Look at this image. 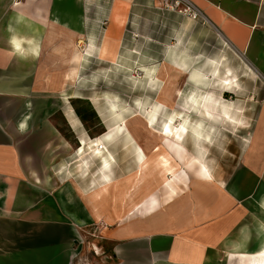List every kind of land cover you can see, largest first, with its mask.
Wrapping results in <instances>:
<instances>
[{"label": "crops", "instance_id": "crops-1", "mask_svg": "<svg viewBox=\"0 0 264 264\" xmlns=\"http://www.w3.org/2000/svg\"><path fill=\"white\" fill-rule=\"evenodd\" d=\"M190 1L201 9L205 22L187 19L186 26L176 33L210 28L241 53L264 59L259 56L264 52L260 41L264 38V0ZM147 8L151 7L140 0H0V264H71L78 257L80 244L70 246L82 237L80 220L73 219L72 223L68 218L79 216V206L68 209L57 202L83 201L86 213L90 210L95 215V200L110 198L115 186L120 190L119 183L125 178H119L121 163L113 158L103 180L109 184L100 199L95 198V192L101 178L90 176L91 163L75 166L81 175L73 177L74 162L66 159L73 151L72 144L60 134L51 116L60 114L78 147L81 138L87 141L81 122L67 106L71 97L66 99L63 94L71 96V84L87 58L106 64L118 58L120 41L116 39L123 38L132 16L138 18V13H146ZM19 12L23 14L21 22L16 19ZM55 23L57 31L49 33V25ZM90 25L92 30L88 32ZM13 29L26 40L37 33V52L14 51L10 44ZM76 29H80L76 42L90 39L95 48L89 56L85 55L88 47L78 49L84 51L77 65L78 75L66 80L60 74L70 72L71 54L68 50L64 54L54 51L53 47L66 45ZM108 30L110 34L106 35ZM104 38L112 45L99 55L94 41ZM64 172L69 177L61 182ZM157 178L154 174L147 185L139 187L134 185L135 174L128 177L134 187L127 195H146ZM193 183L197 185L191 194L183 191L168 203L164 217H152L150 230L144 220L121 225L115 231L101 227L100 243L92 246L104 249L105 264H237L226 259L224 252L234 251L243 239L244 245L236 250H256L260 244L256 227L264 224V204L260 202L264 192L248 199L241 194V187L226 188L214 176L211 182L191 179L188 192ZM66 184L68 191L63 187ZM47 202L54 204L48 206Z\"/></svg>", "mask_w": 264, "mask_h": 264}, {"label": "rangeland", "instance_id": "rangeland-1", "mask_svg": "<svg viewBox=\"0 0 264 264\" xmlns=\"http://www.w3.org/2000/svg\"><path fill=\"white\" fill-rule=\"evenodd\" d=\"M140 1L151 8H147L146 13H138L141 15L138 18L132 16L123 38L116 39L120 41L117 51L118 58L112 64L87 58L83 70L79 72V77L71 84L73 92L67 105L72 107L74 115L81 122L87 135V142L107 131L109 117L104 114L106 108L104 103L109 98L117 105V109L128 111L130 115H133L127 120L129 128L132 129L133 126L140 137L147 138L149 148L145 152L149 157L155 158L156 153L152 147L160 144V138L145 128L144 109L157 101H165L170 97L174 87L181 89L182 97L186 96L191 89L195 88L191 73L187 70L191 69L192 73L209 76L211 74L210 65L218 62L220 69L224 66L230 67L238 77L240 91L236 93L225 91L222 95L232 103L234 108H240V118L245 127L227 126L228 131H226L219 120L199 116L198 118L203 119L201 126L204 129L211 126V130L209 137L198 141L204 146L202 151L206 154L207 162L213 169L216 182L226 188L241 187V194L248 196L245 197L248 199L260 196V193L264 192L262 189L264 180V66L261 67V64L264 65V59H259L252 53H241L236 47L217 37L210 28L209 30L203 27L195 28L186 34L176 33L178 28L186 26L188 18L177 12L166 10L162 0ZM135 9L138 11L137 8ZM99 26L106 28L105 24H99ZM91 30L92 26H87V31ZM102 40L98 39L94 42L99 46ZM260 41L264 43V38ZM90 43V39L79 40L77 48L86 49ZM259 54L264 58V52ZM175 58L185 64L183 71L173 70ZM146 73H150L155 79L153 84L148 82ZM162 86L165 92H161ZM199 87L202 86L199 85ZM92 98H96L97 103ZM170 100L172 101L171 97ZM177 104H181L179 96L174 99L172 108L166 109L177 110ZM161 113L162 107L159 108L155 117L156 121L153 124L155 129L162 127L163 115ZM195 114V111L191 109L188 125L195 123ZM60 117L58 112L51 116L60 134L72 144L73 151L66 159L74 162L72 175L77 178L81 175L75 168L80 163V161L77 162L78 156L75 154L78 143L72 138L71 132ZM187 132L184 145L188 151L197 154V138L190 131V127ZM130 147V144L122 139L109 147L113 153L114 160L112 161L121 163L118 176L125 179L124 182L119 183L120 190L116 186L113 188L116 191L111 192L110 198L95 200L94 206L98 207L97 214L92 215L90 210L87 214L85 202L80 200L57 202L68 209L72 205L79 206V216L68 218L70 221L73 219L81 221L79 225L82 238L77 239L78 243L74 241V246L72 244L70 246L76 248V245L80 244L79 251H77L78 257L71 264H105L104 249L101 246L100 249L92 246V244L98 246L100 243L98 232L101 227L115 231L121 225H133L137 221L144 220L145 228L150 230L152 217H164L166 213L164 208L168 203L174 201L175 197L183 191L191 194L192 189L197 185L193 183L190 192L187 186L181 187L180 190L178 188L177 193L164 202L161 181L159 178L154 179L150 189L157 194L160 205L146 213L136 208L132 210L139 202H142L145 195H138L134 198L135 205L129 201L130 197L127 195L134 187L127 181V178L134 176L137 170L136 156L131 152ZM87 161L91 163L90 176H93V179L99 178L96 176L99 171L96 168L97 162H100L99 156L93 155L87 158ZM60 177L62 182L69 175L64 172ZM191 179H194L193 176H190ZM63 187L68 191V184ZM47 190L52 189L47 187ZM120 193H125V195L118 196ZM64 196L67 197L68 194ZM184 199L186 202L189 201L187 197ZM47 203L48 206L54 204ZM50 257L54 258L55 255L51 252Z\"/></svg>", "mask_w": 264, "mask_h": 264}, {"label": "bare ground", "instance_id": "bare-ground-1", "mask_svg": "<svg viewBox=\"0 0 264 264\" xmlns=\"http://www.w3.org/2000/svg\"><path fill=\"white\" fill-rule=\"evenodd\" d=\"M119 17H116L118 21ZM16 19L21 22L23 20V14L21 12L17 13ZM57 22V21H56ZM120 23V21L118 22ZM54 26V27H53ZM56 23L49 25V33L57 31L55 29ZM62 26H64L62 24ZM67 25H65L66 27ZM68 30L69 27H66ZM59 29V28H58ZM17 29H13L11 33V47L14 51L27 53L28 51L37 52L39 49L38 35L34 38L26 40L22 35L18 34ZM80 29L74 30L70 35V39L66 42L67 44L56 45L53 47L54 51H58L62 54L66 53L67 50L70 52L69 64L71 65L69 73H61L60 75L64 79L74 80L77 77V65L82 60L83 52L79 51L77 48V42L75 36L78 35ZM110 31L106 32L109 35ZM32 35V34H31ZM32 37V36H31ZM26 40V44H22V41ZM30 40V43H27ZM112 43L103 39L101 45L98 47L99 55H103L107 52V48L111 46ZM92 48H95L94 43H90L86 49L85 55L89 56ZM173 70L181 72L185 68V64L181 61H175L173 65ZM191 73V79L195 83L193 89H191L186 96L182 97V92L180 88L173 86L172 93L170 97L165 101H157L144 109L145 118V128L151 132L154 136L160 138V144L154 145L152 150L156 153V157L152 158L145 152L149 148L147 138L139 136L137 130L132 126V129L128 126V119L133 115H130L128 111L117 109V105L109 98L104 103L105 112L104 114L109 117L107 119V131L97 136L90 142L81 138L80 146L75 151L78 159L77 162L88 163L87 158L97 155L100 158V163L97 165V175L101 178L100 182L96 185L97 190L95 192V198L100 199L101 192L106 189L109 183L105 180L107 176L106 168L108 162L112 157V153L109 147L118 140L127 141L130 144L131 152L136 156V166L137 170L135 172V186L142 187L147 185L148 179L154 174L160 178L161 190L163 192V201H168L172 198L181 187H186L189 185L190 176L203 181L211 182L213 181L212 168L207 162V156L202 151L204 149L203 144L198 140L206 139L209 137L211 126L209 128H203L201 125L203 119L198 118L199 116H206L211 119H217L220 121L221 125H224L223 129L228 131L226 127L230 126L233 128H244L242 124V119L240 118L241 111L240 108H234L232 103L224 98L222 93L225 91H232L236 93L240 91V86L238 83V77L234 74L230 67H222L220 69V64L214 62L210 65L211 74L209 76L192 73L191 69L187 70ZM148 75V82L154 83V78L150 73ZM201 85L202 87H199ZM161 92H165V88L161 87ZM174 92V93H173ZM67 99L72 97L69 93L63 94ZM179 96L181 104H177V110L169 111L166 108H172L174 99ZM65 99V100H66ZM96 102V98H92ZM97 103V102H96ZM72 112V107L67 105ZM162 107L163 124L160 129H155L153 127L156 114L159 108ZM191 109L195 111L194 124L188 125L189 116L191 115ZM164 110V112H163ZM102 116V114H101ZM179 119H176V118ZM190 121V120H189ZM209 123V122H208ZM190 127V131L197 138V154L188 151L184 145V140L187 137V131ZM137 138V139H136ZM78 168V167H77ZM261 204H264V195L261 196ZM133 196L130 197V202L135 205L133 201ZM160 205L157 194L154 192H148L144 197L142 202L135 207L140 212H151ZM131 210V211H132ZM256 229L259 232V247L252 252L249 251H238L236 250L240 246H243V240L238 244L234 251L224 252V256L228 260H234L237 264H264V224L258 223ZM246 230V229H245Z\"/></svg>", "mask_w": 264, "mask_h": 264}, {"label": "built area", "instance_id": "built-area-1", "mask_svg": "<svg viewBox=\"0 0 264 264\" xmlns=\"http://www.w3.org/2000/svg\"><path fill=\"white\" fill-rule=\"evenodd\" d=\"M166 10L177 12L191 21L205 22L203 12L190 0H162Z\"/></svg>", "mask_w": 264, "mask_h": 264}]
</instances>
